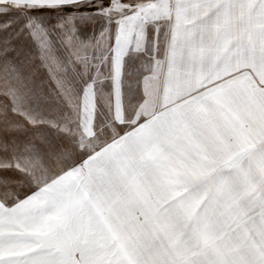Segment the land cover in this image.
<instances>
[{
  "label": "snow or ice",
  "instance_id": "obj_1",
  "mask_svg": "<svg viewBox=\"0 0 264 264\" xmlns=\"http://www.w3.org/2000/svg\"><path fill=\"white\" fill-rule=\"evenodd\" d=\"M0 264H264V0H0Z\"/></svg>",
  "mask_w": 264,
  "mask_h": 264
}]
</instances>
